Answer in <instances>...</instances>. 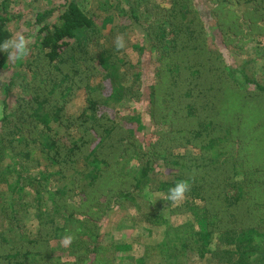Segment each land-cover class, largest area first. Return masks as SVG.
Segmentation results:
<instances>
[{
  "label": "trees",
  "instance_id": "trees-1",
  "mask_svg": "<svg viewBox=\"0 0 264 264\" xmlns=\"http://www.w3.org/2000/svg\"><path fill=\"white\" fill-rule=\"evenodd\" d=\"M83 1L18 12L0 0V42L20 32L31 49L16 62L0 52V217L18 226L0 229V264H111L129 246L115 237L101 243L109 212L134 207L137 195L167 194L182 179L191 190L172 214L188 218L163 229L164 264H188L189 254L264 264V137L254 134L262 123L239 134L246 102L264 108V89L235 57L242 38L264 34V0H201L215 20L212 46L193 0H104L98 12ZM134 25L142 34L133 61L114 36ZM144 59L155 64L151 84ZM145 86L147 128L143 114L116 107L139 100ZM80 90L85 105L67 113ZM29 208L34 232L17 218ZM144 219L158 223L150 212ZM65 234L78 254L63 260ZM131 264H145L144 256Z\"/></svg>",
  "mask_w": 264,
  "mask_h": 264
},
{
  "label": "rangeland",
  "instance_id": "rangeland-1",
  "mask_svg": "<svg viewBox=\"0 0 264 264\" xmlns=\"http://www.w3.org/2000/svg\"><path fill=\"white\" fill-rule=\"evenodd\" d=\"M10 4L11 9H15L18 12H29L35 10H42L50 5V0H11ZM104 0H84L83 7L87 9H94L95 11H100V2ZM158 2L160 0H157ZM194 5L201 11L202 19L205 20L206 25L208 27V31H211L209 34L208 43L212 46L213 42L216 41V33L214 30V18L209 15V7L205 2L201 0H193ZM53 3L58 4L61 0H52ZM102 13V12H101ZM102 15V14H101ZM20 33V32H19ZM24 33V32H22ZM142 34V30L134 25L131 29L127 30L124 33L125 38V50L132 60L134 61L137 57L136 52L132 50V43L139 42L140 36ZM117 35L116 34L114 38ZM241 39L243 45V49L236 54V59L238 64L242 65L243 72L246 73L250 79L254 80L259 86L264 89V34L263 35H254L249 38V34ZM251 39V40H248ZM245 41V42H244ZM145 50V49H144ZM3 53V52H2ZM143 54L147 55V51L145 50ZM142 54V55H143ZM141 55V57H142ZM148 59H144L142 62V66L145 67V71L149 73V82L151 84V79H153V66L155 64H150L147 66ZM6 78L3 73H0V118L2 116V99L4 96V84ZM17 89L13 90L11 95H15L17 93ZM148 93L149 89L144 87L141 98L139 100L135 99H120L119 103L116 104V107L119 113H138L143 114L141 116L142 123L147 127L150 126V120L146 112L147 101H148ZM85 94L83 90H80L76 93L75 97L68 103L66 106L67 113H77L81 110V108L85 105L84 100ZM12 98V100H11ZM14 96H11L8 99L10 105L13 102ZM246 103L249 104L250 108L243 111L244 119L241 120L243 126H241L240 136L245 134L247 136L248 132L252 130V128L261 124L254 132L256 139L264 137V108L263 106H259L258 103H254L253 100L248 99ZM255 139V140H256ZM245 140V139H244ZM243 140V141H244ZM254 140V141H255ZM253 141V142H254ZM260 150V162H264V144ZM227 152L222 151L221 154L223 156L226 155ZM260 163V164H261ZM165 192H153L148 196L137 195V200L134 201L135 206L132 207L128 204H123V208H114L109 212L108 218H106L102 222V235L101 240L103 244L104 242L109 241L112 237L118 239H122L128 246V249L118 251L113 257L109 256V260H111V264H131L133 259L144 256L145 264H164V261L158 256L157 245L160 240L163 239V229L167 226H177L183 223L187 218V214H172V207L179 204L180 202H171L162 197L165 195ZM28 200L29 198L25 196ZM30 200V199H29ZM150 212L153 213V220H156L158 217V223L149 224L145 222L144 213ZM34 214L32 209H28L25 213H21L18 215V219H22L21 226H27V232H34V227L36 226L34 221ZM161 219H165L162 223H159ZM18 229V226L15 222L6 223L5 218L0 217V229ZM26 230L24 232H26ZM56 245V244H55ZM58 245V244H57ZM53 246V245H52ZM59 249H57L59 254L63 255V260L69 259L72 255L78 254L69 250L67 247L62 248V244L60 243ZM54 247V246H53ZM57 247V246H55ZM188 264H209L206 263L203 259H199L195 255L189 254L187 257ZM97 264V263H92Z\"/></svg>",
  "mask_w": 264,
  "mask_h": 264
},
{
  "label": "clouds",
  "instance_id": "clouds-1",
  "mask_svg": "<svg viewBox=\"0 0 264 264\" xmlns=\"http://www.w3.org/2000/svg\"><path fill=\"white\" fill-rule=\"evenodd\" d=\"M29 41V37L18 33L14 38L0 42V52H7L10 61H21L30 54L31 49L29 48ZM114 44L117 51L124 49L126 46L124 36L117 35ZM190 190V181L182 179L176 182L162 198L171 202H180L185 199L186 193ZM74 239L75 237L73 235L65 234L61 239V243L63 246L69 247Z\"/></svg>",
  "mask_w": 264,
  "mask_h": 264
}]
</instances>
